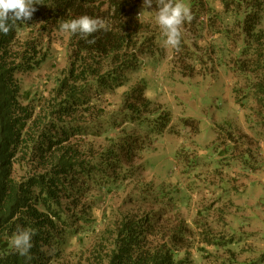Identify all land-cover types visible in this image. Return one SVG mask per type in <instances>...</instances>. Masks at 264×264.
<instances>
[{"label":"trees","instance_id":"1","mask_svg":"<svg viewBox=\"0 0 264 264\" xmlns=\"http://www.w3.org/2000/svg\"><path fill=\"white\" fill-rule=\"evenodd\" d=\"M142 4L41 0L30 20L0 34V264H194L186 221L162 220L161 210L132 214L108 202L143 171L136 162L146 143L131 127L147 124L156 136L173 130L170 114L146 98L144 84L125 87L147 40L145 27L132 20ZM152 7L156 12L155 0ZM189 8L193 20L183 27L198 29L200 14H206L213 34L237 48L231 71L264 113V0H191ZM81 15L106 20L109 30L89 37L94 44L67 36L66 67L36 91L25 88L24 79L48 60L59 23ZM179 51L195 62L191 68L183 63L184 75H192L194 50L181 38ZM199 68L204 73L203 64ZM123 89L124 100L114 109L111 97ZM209 212L199 205L195 213L204 244L193 249L211 252L199 256L203 264L215 258L218 264L264 263V254L261 263L237 262L239 245L228 238L225 224L217 234L198 225ZM17 225L35 231L30 261L11 250Z\"/></svg>","mask_w":264,"mask_h":264},{"label":"rangeland","instance_id":"2","mask_svg":"<svg viewBox=\"0 0 264 264\" xmlns=\"http://www.w3.org/2000/svg\"><path fill=\"white\" fill-rule=\"evenodd\" d=\"M181 2L191 5V0ZM155 13L153 7L144 8L142 4L132 16L145 27L147 40L142 55H138L140 65L128 73L125 87L130 90L138 83L144 84L146 98L170 114L173 130L156 136L147 124L131 127V132L146 143L142 160L136 162V168L142 164L143 171L137 170L126 188L112 193L108 202L114 207L122 205L132 214L161 210L166 212L162 220L186 221L191 230L194 264H203L200 257L211 253L205 247L207 251L200 256L193 249L204 244L195 225L196 208L200 205L211 209L206 220L198 219V225H208L209 231L217 234L225 224L226 235L236 240L234 246L239 245L235 249L237 262L261 263L264 113L257 109L253 91L245 89L242 79L231 71L238 50L225 39L219 40L209 28V18L200 14L198 29L182 27V42L194 50L198 62L192 75H184L183 63L191 68L195 62L164 45ZM67 36L53 32L48 60L24 79L25 88L31 86L36 91L47 77L66 67ZM201 64L204 73L198 72ZM125 92L120 90L111 97L114 109L120 108ZM166 205L169 208L161 209ZM180 205L183 207L178 209ZM208 263L218 264L216 258Z\"/></svg>","mask_w":264,"mask_h":264},{"label":"clouds","instance_id":"3","mask_svg":"<svg viewBox=\"0 0 264 264\" xmlns=\"http://www.w3.org/2000/svg\"><path fill=\"white\" fill-rule=\"evenodd\" d=\"M40 3L41 0H0V34L8 35L17 22L30 20L36 11L34 5ZM152 5L153 0H143L144 8H151ZM155 5L157 8L155 22L165 37L164 45L179 51L182 27L185 22L190 23L193 20L191 9L181 0H155ZM58 30L69 37L78 34L88 44H94L95 39H89V37L100 31L107 32L109 26L102 18L81 15L71 20L61 21ZM34 235L33 229L17 225L9 239L11 250L30 261Z\"/></svg>","mask_w":264,"mask_h":264}]
</instances>
